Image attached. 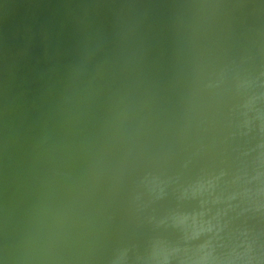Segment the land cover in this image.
I'll return each instance as SVG.
<instances>
[{
	"label": "water",
	"instance_id": "water-1",
	"mask_svg": "<svg viewBox=\"0 0 264 264\" xmlns=\"http://www.w3.org/2000/svg\"><path fill=\"white\" fill-rule=\"evenodd\" d=\"M0 264H264V0H0Z\"/></svg>",
	"mask_w": 264,
	"mask_h": 264
}]
</instances>
